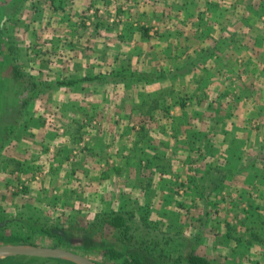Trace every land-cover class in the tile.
I'll return each mask as SVG.
<instances>
[{
	"label": "rangeland",
	"instance_id": "obj_1",
	"mask_svg": "<svg viewBox=\"0 0 264 264\" xmlns=\"http://www.w3.org/2000/svg\"><path fill=\"white\" fill-rule=\"evenodd\" d=\"M9 1L0 0V19L10 29V33L20 41L24 40L29 34L38 33L37 27L35 28L34 24H32V20H35L32 17L37 14L42 18L47 12L44 10L37 12L35 10L37 4H43L41 2L43 0H26L23 6L19 5V1L14 2L13 0L12 4ZM16 6L19 7L17 12L15 11V9H18ZM2 16L4 17L1 18ZM7 17L10 18L7 19ZM1 21L0 24L2 23ZM95 24L86 27L95 32V28L98 27ZM153 27L155 25L151 27L150 32H153ZM4 39L5 36H2V42ZM2 42L0 43V135H4L7 131L6 124L17 117L21 101V96L15 94V85L11 80L9 71L7 72L8 62L6 63V59L8 57L4 56L5 51L1 49ZM44 47L46 48V46ZM40 49L44 51V49ZM35 50L37 57L38 52L37 49ZM23 52L18 62L34 78L50 81L58 79L45 71L39 72L35 69L36 63L41 61H32L34 52L30 48H27V50L23 48ZM121 71L122 69L118 68L112 71H105L108 73L100 72L98 74L103 73L109 77L110 74H119ZM81 76L83 74H66L61 75L59 79L78 78ZM106 81L105 79L92 81V83H99L98 86H103V92L106 90L104 95L103 92L94 93V97L98 98L101 96L104 101L99 107L94 108L98 114L92 124H88V115L84 112L85 109L82 106H74L73 104L74 109L75 107L78 108L74 110L72 117L84 113L85 116L78 117V121L84 123L86 131L79 140L77 139L78 141L75 143L71 142L73 144L72 149L81 152L82 150L93 149V145L98 146L101 142L102 148L107 147L113 154L105 152L106 163L114 156L113 151L115 150L116 158L114 162L118 158H122V161L128 165V168L120 173L128 177L127 182L125 181L126 183L123 185L116 181L111 183L109 179H104L105 177H103L104 184L102 185L98 182L99 180L87 178V182L91 184V187L85 189V194H80L78 192L80 189L79 181L75 178L74 173L63 167V163H59L58 168H53V162L50 163L48 161L47 145L43 146V153L38 156L39 159H42V162L37 164V166L35 162L38 157L36 159L31 158L27 162H18L13 155L14 158L12 156H8L10 158L4 157L5 161L10 162L12 165L17 162L18 164H23V166L22 168L19 167L21 170L14 166L13 171L12 169L8 171L2 170L0 174V245L60 247L85 256L93 264H136L135 262L133 263L134 258L130 254L131 245L118 241L116 239L117 234L110 227L97 225L92 228L90 226V222L94 220L96 212H120L127 218L128 224L132 227L134 238L138 241L144 239L146 241L145 247L151 250L152 254L159 250L172 257L168 264H187L186 255L190 251L207 258L211 264H264V183L259 181L258 185L260 186H255L254 188L257 190L254 192H252L253 188L249 189L241 184H245L246 181L252 184L253 175H256L259 171V167H249L246 171L248 177L242 170L241 175L244 181L240 182V184L238 182L240 179L236 180L233 178L229 187L222 186L218 187L217 190L211 185L206 186L205 184H200L197 188L194 184H189V187L185 184L180 185L179 182L182 181L179 180L184 179L187 183V175H190V173L188 174L182 170L181 165L183 162L188 164L186 158L192 153L194 155L197 154L189 149L186 141L184 145L176 144L171 150H166L165 152L164 142L168 141L166 143L174 146L177 139L170 136L172 133L167 134L165 132V134H162L158 129H160L161 125L167 130L172 128L174 120H169V112L165 114L161 108H154L151 118L146 116L155 98L157 99L156 101L161 103L168 94L169 89L161 88L160 86L158 89H150L154 85L144 82L135 84L134 88L112 86V83L108 87ZM80 87L81 85L75 86L71 96L89 97L88 95L93 93L81 90ZM52 91L57 95L63 93L61 96H66L67 94V92H61L65 91L64 88H57ZM48 92L42 93L26 106L23 117L26 121L17 128L21 126L27 127V129L36 127V124L34 123V125L30 120L35 115L40 117L41 114L45 115V123L48 127L54 128L59 123L64 125L62 119L57 121L54 119V117L62 116V109H59V107L49 109L44 105L39 106L41 101L48 97ZM186 93H190V89L188 91L178 90L180 95ZM120 99H131L138 103L139 107L134 110L137 114H130L124 111L125 108H119ZM67 110L64 114H71L70 106H68ZM128 114V118L126 116L121 117V115ZM160 116L167 118L163 119ZM263 120L264 116L262 121L256 118L243 122L246 129V133L243 136L247 137V142L243 141L233 145L235 148L231 155L235 156V153L238 154L237 157L235 156L236 158L231 156L233 164L236 163L235 161L238 163L243 162L246 154L250 155V152L253 153L255 150L257 152L254 154L253 160L255 159L258 164L261 160L264 162ZM127 122H129L130 126L132 125L131 129L133 132H131L133 134L121 132L126 127ZM186 123V126L193 129L192 126L197 124V120L191 121V118H189ZM72 126L75 131L76 125L73 123ZM141 126H144V130L147 133L138 136L135 131H139ZM228 128L230 129L232 126ZM87 131L92 134V137L88 135ZM94 136L103 137V140L96 141V138H93ZM137 140L140 142L139 144H142L141 142L143 141L146 147L144 145L143 147L141 145L137 147L135 145ZM120 141L126 147L119 145ZM251 143L253 144L252 147ZM30 144L31 140L30 143H23L20 146V151L29 148L27 146ZM244 146H247V148L245 149ZM33 147L31 145L29 150L31 151ZM102 148L97 149L101 151ZM37 149L41 150L40 147ZM78 151L73 155L79 156ZM31 152L38 153L40 151L36 152L33 149ZM87 152L91 154L89 151ZM87 152L84 155L87 156ZM159 154L161 155L160 157ZM132 155L134 156L132 157ZM87 158L89 161L85 162L88 163L89 170L92 167L90 172L87 171L88 175H100L101 170L97 169L100 163L90 156ZM150 158L151 160L148 161ZM144 159L145 161L143 162ZM195 160L197 161L194 163H201L198 159ZM161 163L163 165L167 164L172 168L171 172L174 174L171 173L170 176L161 175L160 170L156 169L160 167ZM69 164L67 166H70ZM103 164L105 165V163ZM168 166L167 169H169ZM263 166L264 164L261 165V167ZM83 173L86 175L85 172ZM76 174L79 175L80 171ZM149 175L155 177L151 176V180H149ZM244 175L246 176L244 177ZM131 176H134L133 179L129 178ZM139 176L142 180L138 182ZM97 182L98 185L96 184ZM68 185L72 188V196L77 198V200H85L84 203H70L67 200H60V196L65 198L67 195ZM43 188L49 189L48 191H42L44 190ZM21 210L28 211L29 214L34 210L38 212L40 210L42 216L40 222H45L46 226L59 223V226L63 229L61 230L62 236L55 234L57 230L53 229L50 234L35 233L32 235L31 243H22L20 241L21 236L29 233L30 230L19 226L22 222V218L19 215ZM76 211L79 213L76 214ZM33 213L31 214L33 217H36L34 215H39L35 212ZM73 213L76 214L75 218H69V215ZM13 217L17 218L11 220ZM3 222L8 223L3 225L1 224ZM59 238L65 241L62 245L55 246V241ZM175 258L177 260H174ZM142 259L144 258L142 257ZM0 264L79 263L63 258L5 254L0 256ZM141 264L151 263L146 258L141 260Z\"/></svg>",
	"mask_w": 264,
	"mask_h": 264
},
{
	"label": "crops",
	"instance_id": "obj_2",
	"mask_svg": "<svg viewBox=\"0 0 264 264\" xmlns=\"http://www.w3.org/2000/svg\"><path fill=\"white\" fill-rule=\"evenodd\" d=\"M41 2L43 4H37L35 10L47 12L42 18L37 14L32 17L35 19L32 20V24L37 27L38 33L29 34L22 41L18 40L23 48H30L34 52L32 61H41L36 63L37 71H45L59 79L61 75L66 74L108 73L105 71L121 68V64L127 61L132 70L153 72L154 75L159 76L150 89H158L159 86L175 92L179 89L186 91L190 89V93L187 94L190 100L187 101L186 106L182 108L176 103L169 110L168 119L174 120L172 128L167 130L161 125L158 129L162 134L172 133L170 136L177 139L174 146L166 143L168 141L164 142L165 152L176 144L182 146L185 141H189L194 142V148H203V154L212 156L209 162H204L201 155L197 158L193 156L188 160V164L183 162L184 165H181L182 170L190 173L191 176L197 173L193 177L197 178L198 185L203 184L200 176L203 175L204 169L212 168L229 173L234 171L233 176L223 173L225 178L220 186L229 187L233 178L240 179L239 184L244 181L242 170L246 174L249 167L257 166L259 171L253 175L252 184L247 181L241 184L249 189L253 188L252 192H254L257 190L254 187L260 186L259 181L264 183V166L261 167L264 162L261 160L258 164L255 159L253 160L256 150L250 152V155L246 154L241 163L235 160L237 164L231 162V156L236 158L231 155L235 148L233 145L247 142V137L243 136L246 133L243 122L256 118L262 121L264 116V0H43ZM92 5L104 7L107 12V17L98 22L95 32L84 26L81 21L85 9ZM113 14L118 17L117 21H111ZM153 25L157 29L150 32ZM35 49L38 52L37 57ZM77 85H81V90L92 92V88L97 83L85 81L73 87H60L65 90L61 92H67L66 96H61L63 93L57 95L52 91L53 89L50 90L48 97L42 100L39 106L62 109V116L54 119L56 121L62 119L64 125L58 122L59 124L54 128L48 127L45 123V115L41 114L40 117L35 115L30 120L36 124V127L28 128L29 130L24 126L17 128L15 135L5 142L0 152V163L2 161L0 174L2 170L13 171L14 166L17 169L22 167L17 162L12 165L5 161L4 157L13 155L18 162H27L31 158L36 159L43 153V146L47 145L48 161L53 162V168H58V164L63 163V167L74 173L79 181L80 194H85V189L91 187L87 178L99 180L102 185L104 179L122 185L127 182L128 177L120 173L127 169L128 165L122 161V158L114 162L115 150L114 156L106 163L105 152L112 153L107 147L102 148L101 142L98 146L93 145V149L81 152L72 149L71 142L76 135L73 134L74 127L71 122L73 119L85 116L83 113L72 117V113L78 108L74 109L73 104L85 109L89 108V105L92 106L93 101L99 102L94 105L96 108L103 102L94 97V92L90 93L89 97L71 96L73 88ZM166 98L170 99L168 95ZM135 105L139 104L131 99H120L118 103L119 108H128L124 111L130 114L136 113ZM68 106L71 114L66 115L64 112L68 111ZM84 112L87 114L86 110ZM150 115L146 113L147 117ZM122 116L128 118L129 114ZM189 118L191 121L197 120V124L192 126L193 129L185 124ZM231 126L232 128L229 129L228 127ZM131 127L132 125L127 122L121 132L133 134ZM141 127L139 131H135L138 136L147 133ZM198 133L204 135L200 134L201 138H199ZM193 135L196 136V140ZM93 138H96V141L103 140L100 136ZM30 140L31 144L27 146L29 148L20 151V146L23 143H30ZM139 143L137 140L134 144L137 147L140 145L146 147L143 141L142 144ZM31 145L40 147L41 150L33 147L36 152H40H31L33 151V149L29 150ZM119 145L126 147L121 141ZM76 151L79 156L73 155ZM86 152L87 156L84 155ZM88 156L100 163L97 164L98 167L96 165L97 169L101 170L100 175H88L87 171L92 170L91 166L89 170L88 163L85 162L89 161ZM195 159L201 163H194L197 161ZM36 160V166L42 162L39 157ZM68 164L70 166H67ZM156 169L160 170L161 175L170 176L172 173L171 169L166 167L163 170L160 167ZM79 171L80 174L77 175ZM246 175L248 177V174ZM151 176L149 175V180ZM133 177L129 178L133 179ZM180 177L183 179L182 176ZM141 180L139 176L138 182ZM43 189L42 191H48L49 188ZM72 194L71 191V196L65 200L70 203L85 202V200H77Z\"/></svg>",
	"mask_w": 264,
	"mask_h": 264
},
{
	"label": "trees",
	"instance_id": "obj_3",
	"mask_svg": "<svg viewBox=\"0 0 264 264\" xmlns=\"http://www.w3.org/2000/svg\"><path fill=\"white\" fill-rule=\"evenodd\" d=\"M19 1V5L23 6L26 2V0H14V2ZM10 4L13 3V0L9 1ZM17 7V6H16ZM18 9H15V11L17 12L19 10V7H17ZM4 16H2L1 18H3ZM10 17H7V19H9ZM1 21V19H0ZM2 22V21H1ZM99 22V21H98ZM98 22L95 24L97 25ZM85 26V24H83ZM143 28V27H141ZM147 29V28H144ZM10 29H8V27L5 25V23H1L0 24V43L2 42V36H5V39L3 40V44L1 46V49H3L4 52V56L7 58L6 59V63H7V72L9 71L11 80L13 82V84L15 85V94L20 95L21 96V101L18 107V115L17 117L12 121V122H8L6 124L7 126V131L5 132L4 135H0V150L3 148L5 141L7 139H10L15 131L16 128L19 125H23L22 123H24L25 118V109L26 106H28L31 101H33V99H35L36 97H38L39 95H41L44 92H48L50 90H55L57 88L63 87V86H71L73 87L74 85H76L79 82H92V81H96L97 79H105L106 83H108V87L111 84L112 86H122L123 88L127 87V88H131V87H135V84L144 82L147 84L153 83L155 82L159 76L154 75L153 72H144L141 70H132V68H130V64H128L127 61H124L121 64V69L122 71L118 74H110V76L108 77L105 76V74H86L83 75L81 77L78 78H62V79H55V80H40V79H36L34 78L29 72L25 71L24 67H22V65L18 62V59L21 58L23 52V47L20 45V43L18 42V40L15 38L14 35H12L9 31ZM27 50V49H26ZM28 52V51H27ZM2 63H4L2 61ZM172 78H174V76H172ZM99 84V83H98ZM95 85L92 88V92L94 93H102L103 92V86H98ZM103 85V84H101ZM110 85V86H111ZM99 88H96V87ZM99 89V91H98ZM103 89V90H102ZM136 92V91H135ZM106 94V90L103 92ZM186 94L180 95L178 94V92H174V91H169L168 92V97L170 98L169 100H167V98L165 97L161 103H163V105L160 106L161 103H159L158 101H156L157 99L155 98V101H153V104L151 105V107H149V111H147L148 114H151L149 117L151 118L152 116V110L154 108H161L165 114H167L170 110V108L178 103L182 108H184L186 106L187 101L190 100V97ZM166 95V96H167ZM96 98V97H95ZM100 100L99 101H104L103 97H98ZM145 102V101H144ZM2 103V102H1ZM99 102H91V104H93L92 106L89 105V108H85V110L87 111V115H88V124H92V122H94V120L96 119V111L94 108H96L94 105L98 104ZM1 105V104H0ZM137 107H139V105H135ZM83 108V107H82ZM187 109V108H185ZM151 111V112H150ZM194 111H198V110H194ZM186 112V111H185ZM148 117V118H149ZM79 119H73L72 120V125L73 123L76 125V130L74 131V134H76V136L73 137V142L75 143L76 141L79 140V138L85 133V127H84V123L81 121H78ZM187 124V123H185ZM141 129H145L144 126L141 127ZM203 132V131H200ZM88 135L92 134L87 131ZM199 134V138L200 134L204 135V133H198ZM193 138L196 140V136L193 135ZM78 139V140H77ZM3 144V145H2ZM188 145H189V149L193 152H195L194 155L192 153V155H190L188 158H186V161L191 160L190 158L194 157H198L199 155L202 156V160L204 162H209V158L212 157L210 155H206L203 154L202 151H204L203 148H194V142H189L188 141ZM2 146V147H1ZM201 146L203 147V143H201ZM207 146L204 145V148ZM143 147V146H142ZM141 147V148H142ZM238 154L235 153V156L237 157ZM21 164V163H20ZM23 166V164H21ZM167 165V164H166ZM166 165H163V163H161L160 165V169L163 170L165 167L167 168ZM16 167V166H15ZM169 167V166H168ZM22 168V167H20ZM169 169L172 170V168L169 167ZM20 170V169H19ZM225 172L229 173V171H220L218 169H204V173L203 175L200 176V181H203V184H205L206 186L211 185L212 187H214L215 190H217L218 187H221V182L222 180L225 178V174H223ZM234 171H230L229 176H231ZM197 174V173H196ZM196 174H194L193 176H195ZM191 175H187V183H185L184 180H182V182H179L180 185H187L189 187V184H194L195 187L197 188L199 185L198 182H196L197 178L193 177ZM207 182V183H206ZM201 184V185H203ZM204 185V186H205ZM68 190H67V195L65 196V198H63L62 196H60V200H64L66 198H69L71 196V191L72 188H70V185L67 186ZM213 189V190H214ZM57 194V193H56ZM58 197V195H56ZM59 199V198H58ZM63 201V202H64ZM45 205V204H43ZM46 206V205H45ZM33 212L39 214V215H34L36 217H33L31 214H34ZM29 214L28 211H24L21 210L19 215L20 218H22V222L19 225L20 227L22 226V228H27L29 229V233L22 235L20 238V241L22 243H31V239H32V235L35 233H47L50 234V232L55 229L57 231H55V234H58L60 236H62V232L61 230V226H59V223H56L54 225H50V226H46L45 222H40L41 219V211H33ZM76 214L79 213L78 211L75 212ZM70 214L69 218H75L76 214ZM17 218V217H15ZM13 217L14 220L15 219ZM8 222H3L1 224L3 225H7ZM17 225V223H16ZM97 225H106L108 227H110V229H112V231H114L117 235H116V239L120 242H123L127 245H131L132 250H131V255L134 258L133 259V263L135 262L136 264H141V260H144L147 258V260L150 261L151 264H168L172 257H170V255L166 254L163 251H159L156 250L155 252H151V250L147 249V247H145L146 241H144V239H140L139 241L137 239L134 238V232L132 231V227L128 224L127 218L120 212H103V211H99L96 212L94 215V220L90 222V226H92V228H94V226ZM60 234H59V233ZM25 233V232H24ZM13 237V236H12ZM65 240H63L62 238L57 239V241H55V246L56 245H62V243H64ZM133 247H136L133 249ZM156 256V258H155ZM142 257L144 259H142ZM159 258V259H158ZM174 260H177V258H175ZM186 261L187 264H211V262L195 253L194 251H190L187 255H186ZM131 264V263H130Z\"/></svg>",
	"mask_w": 264,
	"mask_h": 264
},
{
	"label": "water",
	"instance_id": "obj_4",
	"mask_svg": "<svg viewBox=\"0 0 264 264\" xmlns=\"http://www.w3.org/2000/svg\"><path fill=\"white\" fill-rule=\"evenodd\" d=\"M23 255L32 257L63 258L79 264H93L85 256L72 250L60 247H36L28 245H0L1 255Z\"/></svg>",
	"mask_w": 264,
	"mask_h": 264
},
{
	"label": "built area",
	"instance_id": "obj_5",
	"mask_svg": "<svg viewBox=\"0 0 264 264\" xmlns=\"http://www.w3.org/2000/svg\"><path fill=\"white\" fill-rule=\"evenodd\" d=\"M107 17V12L104 7L101 6H89V8L85 9L82 14V22L85 26L90 27L94 25L98 20ZM118 17L116 15L111 16V21H117ZM155 31L157 27H153Z\"/></svg>",
	"mask_w": 264,
	"mask_h": 264
}]
</instances>
